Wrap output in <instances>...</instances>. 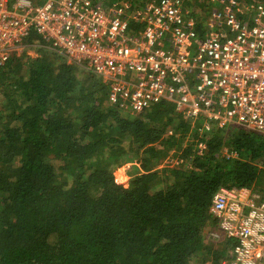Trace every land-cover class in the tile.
<instances>
[{"label":"trees","instance_id":"1","mask_svg":"<svg viewBox=\"0 0 264 264\" xmlns=\"http://www.w3.org/2000/svg\"><path fill=\"white\" fill-rule=\"evenodd\" d=\"M98 1L104 9L127 5L132 14L152 0ZM235 1L247 11L264 7V0ZM218 2L185 6L200 19ZM36 41L32 34L28 42ZM38 52L0 71V264L230 260L235 242L210 205L222 187L264 193V136L242 127L213 130L200 152L197 132L189 136L190 123L174 104L139 114L121 109L108 103L96 75L46 47ZM226 148L240 158L225 157ZM174 157L179 165L162 166ZM129 163L126 187L115 173Z\"/></svg>","mask_w":264,"mask_h":264},{"label":"built area","instance_id":"2","mask_svg":"<svg viewBox=\"0 0 264 264\" xmlns=\"http://www.w3.org/2000/svg\"><path fill=\"white\" fill-rule=\"evenodd\" d=\"M186 2L152 0L129 14L127 5L104 9L96 0H0V71L43 46L100 78L109 103L121 109L139 114L174 104L190 123L189 136L197 132L200 152L213 130L264 136V7L253 12L219 0L198 19ZM32 34L41 41L29 43ZM224 156L240 158L228 148ZM209 212L235 242L221 264H264V193L222 187Z\"/></svg>","mask_w":264,"mask_h":264},{"label":"rangeland","instance_id":"3","mask_svg":"<svg viewBox=\"0 0 264 264\" xmlns=\"http://www.w3.org/2000/svg\"><path fill=\"white\" fill-rule=\"evenodd\" d=\"M31 54H32V57H31L32 59H36V58H38L40 56L39 54H37V56H36V51H34V50H32ZM115 176H116V179L121 184H124L125 186H128L129 185V180L131 179V176H130V173H129L128 166L117 170L116 173H115Z\"/></svg>","mask_w":264,"mask_h":264},{"label":"clouds","instance_id":"4","mask_svg":"<svg viewBox=\"0 0 264 264\" xmlns=\"http://www.w3.org/2000/svg\"><path fill=\"white\" fill-rule=\"evenodd\" d=\"M16 57V56H15ZM21 58V57H20ZM107 98H108V95H107ZM108 103H109V101H108ZM181 163V161H180V159L179 158H171L168 162H165L162 166L163 167H165L166 165H168V164H171V166L173 167V166H176V165H179ZM129 164H132V163H129ZM126 166H128V164L126 165ZM125 166V167H126ZM133 166V165H132ZM124 168V167H123ZM131 168V167H130ZM130 168H128V169H130ZM130 181V180H129ZM124 185V184H123ZM127 187V186H126Z\"/></svg>","mask_w":264,"mask_h":264}]
</instances>
